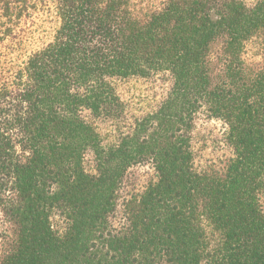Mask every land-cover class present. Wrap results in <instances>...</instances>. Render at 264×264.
Wrapping results in <instances>:
<instances>
[{
	"label": "trees",
	"instance_id": "trees-1",
	"mask_svg": "<svg viewBox=\"0 0 264 264\" xmlns=\"http://www.w3.org/2000/svg\"><path fill=\"white\" fill-rule=\"evenodd\" d=\"M41 9L53 39L16 62ZM162 74L166 98L128 122L112 80ZM88 111L116 123L114 142ZM201 114L226 125L222 172L196 165ZM141 163L155 177L121 200ZM263 194L264 0H165L144 21L131 0H0V212L16 229L0 264H264Z\"/></svg>",
	"mask_w": 264,
	"mask_h": 264
},
{
	"label": "rangeland",
	"instance_id": "rangeland-1",
	"mask_svg": "<svg viewBox=\"0 0 264 264\" xmlns=\"http://www.w3.org/2000/svg\"><path fill=\"white\" fill-rule=\"evenodd\" d=\"M165 0H131V8L140 20H147L151 14L161 8ZM256 0H247L253 3ZM57 28V17L52 9L35 11L33 17L26 22L25 31L20 35L12 48V56L20 63L26 55L39 49L53 39ZM219 54V45L215 46L214 55ZM246 63L251 72L257 71L263 64L262 49L259 41L250 42L245 52ZM217 66V64H216ZM117 92L120 94L126 106L127 121L131 122L135 117L154 111L168 95L172 79L168 74H162L151 79L125 78L112 80ZM86 117L93 123L105 143L114 142L116 139V123L105 118L93 117L90 112ZM193 145L196 157V165L200 170H215L222 172L229 159L233 156V150L226 140V125L215 118H207L201 114L194 128ZM88 171H94L92 155L86 158ZM155 177V170L150 163L134 165L128 171L122 189L123 197L140 194L148 181ZM264 203V194H263ZM123 220L122 204L115 217V223ZM16 236L13 223L7 221L0 212V260L5 249Z\"/></svg>",
	"mask_w": 264,
	"mask_h": 264
}]
</instances>
